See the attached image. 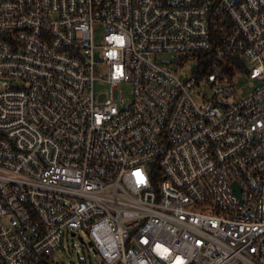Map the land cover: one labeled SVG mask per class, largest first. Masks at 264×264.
Returning a JSON list of instances; mask_svg holds the SVG:
<instances>
[{"label": "built area", "instance_id": "1", "mask_svg": "<svg viewBox=\"0 0 264 264\" xmlns=\"http://www.w3.org/2000/svg\"><path fill=\"white\" fill-rule=\"evenodd\" d=\"M70 239L264 264V0H0V264Z\"/></svg>", "mask_w": 264, "mask_h": 264}, {"label": "rangeland", "instance_id": "2", "mask_svg": "<svg viewBox=\"0 0 264 264\" xmlns=\"http://www.w3.org/2000/svg\"><path fill=\"white\" fill-rule=\"evenodd\" d=\"M103 35V31L100 30L99 32L96 33V41L98 43L99 39H101ZM173 55L172 54H160L157 56L155 61L161 65L163 64V61L165 59L171 58ZM165 66V65H164ZM191 72H187L186 77H181L183 81H186L187 79L190 78ZM249 80L248 77H241L240 82L237 85V89H243L245 92V95H248L251 91L249 88ZM224 86V85H222ZM96 90L99 91H104L106 90V87L103 86H98ZM131 90L130 85L126 84L123 87V92L128 93ZM204 92H208V88L200 89L199 93L196 96V99L198 102L202 101V94ZM58 259L62 262V264H91L94 263L98 257L93 253L91 249H87L82 245V243L78 239H70L69 241H66L64 243V249L58 254Z\"/></svg>", "mask_w": 264, "mask_h": 264}, {"label": "trees", "instance_id": "3", "mask_svg": "<svg viewBox=\"0 0 264 264\" xmlns=\"http://www.w3.org/2000/svg\"><path fill=\"white\" fill-rule=\"evenodd\" d=\"M232 63H234V64H236V63H238V60H237V57H233V58H228L227 60H226V64L227 65H231ZM229 74H231V75H236V74H238L239 73V71H234V70H228L227 71Z\"/></svg>", "mask_w": 264, "mask_h": 264}, {"label": "water", "instance_id": "4", "mask_svg": "<svg viewBox=\"0 0 264 264\" xmlns=\"http://www.w3.org/2000/svg\"><path fill=\"white\" fill-rule=\"evenodd\" d=\"M237 190H238V188H237Z\"/></svg>", "mask_w": 264, "mask_h": 264}]
</instances>
